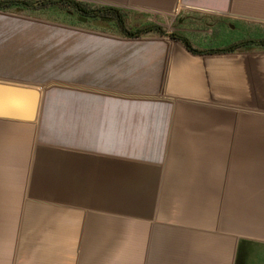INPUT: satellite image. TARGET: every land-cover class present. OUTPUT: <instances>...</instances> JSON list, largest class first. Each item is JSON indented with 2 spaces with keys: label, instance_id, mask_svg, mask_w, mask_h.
Here are the masks:
<instances>
[{
  "label": "crops",
  "instance_id": "0c3cea01",
  "mask_svg": "<svg viewBox=\"0 0 264 264\" xmlns=\"http://www.w3.org/2000/svg\"><path fill=\"white\" fill-rule=\"evenodd\" d=\"M77 1L162 31L0 9V264H264V0Z\"/></svg>",
  "mask_w": 264,
  "mask_h": 264
},
{
  "label": "water",
  "instance_id": "95a60500",
  "mask_svg": "<svg viewBox=\"0 0 264 264\" xmlns=\"http://www.w3.org/2000/svg\"><path fill=\"white\" fill-rule=\"evenodd\" d=\"M39 99L37 88L0 83V117L31 121L36 116Z\"/></svg>",
  "mask_w": 264,
  "mask_h": 264
},
{
  "label": "rangeland",
  "instance_id": "374dc122",
  "mask_svg": "<svg viewBox=\"0 0 264 264\" xmlns=\"http://www.w3.org/2000/svg\"><path fill=\"white\" fill-rule=\"evenodd\" d=\"M36 1V0H31ZM68 7L63 6H57L56 4L52 7H39V8H29V7H22V6H16L13 5L11 8H7L6 10L12 11V12H24L26 14H30L32 16H37L41 18L51 19L59 22H70L72 24H75L77 27H83V28H92L97 30H112L115 31L118 30L116 27L111 26V24L108 23V20L103 19H85V17H78L75 13H67L66 9ZM103 20V22H102ZM107 21V22H106ZM126 23L129 24V20L126 19ZM143 23L140 22H134L133 27L135 28L138 25H141ZM144 25V24H143Z\"/></svg>",
  "mask_w": 264,
  "mask_h": 264
},
{
  "label": "trees",
  "instance_id": "16d2710c",
  "mask_svg": "<svg viewBox=\"0 0 264 264\" xmlns=\"http://www.w3.org/2000/svg\"><path fill=\"white\" fill-rule=\"evenodd\" d=\"M70 7L71 5L82 8L83 10H88L89 12H108L116 16L119 20L125 19L124 13L114 7L110 6H90L80 1L76 0H0V9L11 8L13 5L24 6L29 8H39V7H52L53 5ZM149 31H158L161 32V28L157 25L145 24L142 27L138 28L136 32H149ZM127 34H133L132 31L124 30Z\"/></svg>",
  "mask_w": 264,
  "mask_h": 264
},
{
  "label": "flooded vegetation",
  "instance_id": "af4514ba",
  "mask_svg": "<svg viewBox=\"0 0 264 264\" xmlns=\"http://www.w3.org/2000/svg\"><path fill=\"white\" fill-rule=\"evenodd\" d=\"M77 1V0H76ZM67 13H75L78 17H85V19H107L108 23L111 24V26L116 27L119 31H131L132 23L127 24L126 19L119 20L116 16L112 15L108 12H89L88 10H83L82 8H78L77 6L71 5L66 9ZM103 22V20H102ZM107 22V21H106Z\"/></svg>",
  "mask_w": 264,
  "mask_h": 264
}]
</instances>
